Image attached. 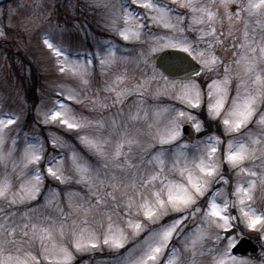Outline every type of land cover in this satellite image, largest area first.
Returning a JSON list of instances; mask_svg holds the SVG:
<instances>
[{
	"label": "snow or ice",
	"instance_id": "1",
	"mask_svg": "<svg viewBox=\"0 0 264 264\" xmlns=\"http://www.w3.org/2000/svg\"><path fill=\"white\" fill-rule=\"evenodd\" d=\"M60 7L0 0L56 77L0 95V264H264V0H83L112 39Z\"/></svg>",
	"mask_w": 264,
	"mask_h": 264
},
{
	"label": "rangeland",
	"instance_id": "2",
	"mask_svg": "<svg viewBox=\"0 0 264 264\" xmlns=\"http://www.w3.org/2000/svg\"><path fill=\"white\" fill-rule=\"evenodd\" d=\"M10 0L4 2L9 3ZM25 4H31L33 0H23ZM52 0H45V5L50 6ZM76 5L75 12H71L65 7H60L59 16L61 19H66L69 26L78 23L86 26L87 30L99 39H112L111 34L107 33L100 22V17L93 10L83 8V0H72ZM24 14L22 10L21 15ZM16 25L10 32L7 40H2L0 46V95H7L11 101L19 104V97L24 96L29 104L39 103L41 99L37 89L45 85V80L55 79L54 70H51L44 75L38 71L35 64L29 65L27 56L38 49L37 37H29L20 27L18 20H14ZM66 42L71 45L73 51H83L89 49L90 41H85L82 33L71 34ZM119 43V41H117ZM18 61L23 62V65ZM17 66V67H14ZM32 68V74L29 76L27 69ZM26 87L24 86L26 84ZM100 77L97 76L99 81ZM98 85L94 84V87ZM44 99H48L46 94ZM104 254H97L95 259H103ZM83 259H88L87 256Z\"/></svg>",
	"mask_w": 264,
	"mask_h": 264
},
{
	"label": "water",
	"instance_id": "3",
	"mask_svg": "<svg viewBox=\"0 0 264 264\" xmlns=\"http://www.w3.org/2000/svg\"><path fill=\"white\" fill-rule=\"evenodd\" d=\"M256 248H257V245H255L254 243H252V242H245V243L241 246V248L239 249V252H240L241 254H245V253H247V252H253L254 249H256Z\"/></svg>",
	"mask_w": 264,
	"mask_h": 264
},
{
	"label": "flooded vegetation",
	"instance_id": "4",
	"mask_svg": "<svg viewBox=\"0 0 264 264\" xmlns=\"http://www.w3.org/2000/svg\"><path fill=\"white\" fill-rule=\"evenodd\" d=\"M8 0H4V2H7ZM2 40H0V46H1V44H3V42H1Z\"/></svg>",
	"mask_w": 264,
	"mask_h": 264
},
{
	"label": "trees",
	"instance_id": "5",
	"mask_svg": "<svg viewBox=\"0 0 264 264\" xmlns=\"http://www.w3.org/2000/svg\"><path fill=\"white\" fill-rule=\"evenodd\" d=\"M29 78H27V80L24 79V81H26V84L24 85L26 87V85L28 84L27 81H28Z\"/></svg>",
	"mask_w": 264,
	"mask_h": 264
}]
</instances>
